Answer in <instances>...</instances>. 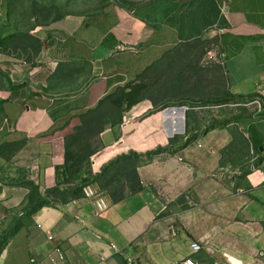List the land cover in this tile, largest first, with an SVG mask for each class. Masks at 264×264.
Masks as SVG:
<instances>
[{
  "label": "crops",
  "instance_id": "crops-1",
  "mask_svg": "<svg viewBox=\"0 0 264 264\" xmlns=\"http://www.w3.org/2000/svg\"><path fill=\"white\" fill-rule=\"evenodd\" d=\"M19 30L38 46L0 48V264H35L57 247L74 264H264V0L113 4ZM227 94L259 101L236 122L246 152L234 161L223 163L228 129L170 144L165 128L168 146L138 167L136 192L110 176V158L158 139L118 145L126 122ZM220 169L221 181L208 179ZM86 187L91 199L74 194Z\"/></svg>",
  "mask_w": 264,
  "mask_h": 264
},
{
  "label": "rangeland",
  "instance_id": "rangeland-1",
  "mask_svg": "<svg viewBox=\"0 0 264 264\" xmlns=\"http://www.w3.org/2000/svg\"><path fill=\"white\" fill-rule=\"evenodd\" d=\"M147 1L149 0H0V48L7 50L13 47L17 51H21L20 46H31L32 49H37V42L34 40H28L27 42L24 38V32L14 34V32L18 30V25L19 29L25 30L26 25L32 22L52 23L63 15H77L83 17L98 13L109 5H135ZM13 35H17V37L14 38ZM211 48L212 46H210L209 49ZM208 53L209 51L206 54L207 60L212 62V60L208 59ZM253 101L254 99L251 97L239 98L226 95L217 100H206L193 103L192 105L197 108L187 112L184 133L175 134L172 137L173 139H169L168 142L173 144L177 139H183L190 134L192 136L203 135L211 129H228L234 137V142L223 152V163L234 161L236 154L240 152L243 154L246 152L245 145L241 146L240 143H238L241 140L240 137L234 133V130L238 127L236 122L241 116H251L253 114L255 106H258V103H253ZM166 107L172 106H156L150 112L149 116L140 122H126L127 125L124 128L120 140H125V143L130 145V148L135 147L138 149V146L141 145L145 139H151V137L155 140L158 137L156 142L163 145L156 143L155 146L150 149L147 148L143 151L131 150L128 153L117 154L110 158L111 164L115 163L112 167V173L114 175L110 176H116V178L121 181V187L127 188L131 186V190L136 192L135 189H137L138 184V167L143 164L151 163L154 159L152 157L154 156L153 154L167 148L168 145L165 144L167 140L160 133L163 129L166 128L168 130L170 128V121H163L160 117V112ZM99 129L100 127L95 126V131L90 137L86 138V143L90 145H92L91 143L99 144ZM141 134H143V136ZM202 137L203 136H198L196 141ZM127 138H129L130 141ZM152 142L153 141L150 143L146 142L145 144L151 146ZM163 146H165V148ZM97 148L99 149L98 145ZM78 153L83 162V166L88 167L89 174H91V158H87L86 160L85 149L80 150ZM108 166L111 165H107L106 168H108ZM207 177L209 180L212 179L215 181H221V179L224 178L219 175L218 170H215ZM125 264H131V262L126 261Z\"/></svg>",
  "mask_w": 264,
  "mask_h": 264
},
{
  "label": "built area",
  "instance_id": "built-area-1",
  "mask_svg": "<svg viewBox=\"0 0 264 264\" xmlns=\"http://www.w3.org/2000/svg\"><path fill=\"white\" fill-rule=\"evenodd\" d=\"M224 9H227L226 4L224 6ZM208 59L212 60V61H216L217 60V61L220 62L219 59H221V58H219V56H217L216 53L209 52L208 53ZM253 103H258L259 104V101L257 99H255L253 101ZM196 108L197 107L194 106V105H182V106L179 105V106L166 107L163 111L168 110V109H173V110L184 109L185 110V118H186L187 112L190 111V110L196 109ZM180 160H182V159H180ZM247 165L253 171H257V169H258V167H257V155L255 153L252 154V157L247 162ZM227 172L228 171H226L224 169H220V171H218L219 175L223 176V177L225 176V174ZM231 174H232V176H235V174H241V173L237 170V171H232ZM83 194L86 197V199H91V197L94 196V192L91 190L90 187L84 188L83 189ZM102 206L105 207V203L104 202H103ZM111 247L113 249H116V244L111 243ZM192 248H193V251L196 252V251H199L202 248V246L198 242H194V243H192ZM35 264H74V263H72L68 259L65 251H63L61 248L57 247L48 255V258L46 260L37 261V262H35ZM180 264H202V263H200L197 260H195V258L192 257V256H187L182 261H180ZM210 264H220V262L217 261V260H214Z\"/></svg>",
  "mask_w": 264,
  "mask_h": 264
},
{
  "label": "bare ground",
  "instance_id": "bare-ground-1",
  "mask_svg": "<svg viewBox=\"0 0 264 264\" xmlns=\"http://www.w3.org/2000/svg\"><path fill=\"white\" fill-rule=\"evenodd\" d=\"M163 121H170V128L167 130L171 136L184 133L185 130V110L184 109H168L161 111Z\"/></svg>",
  "mask_w": 264,
  "mask_h": 264
},
{
  "label": "trees",
  "instance_id": "trees-1",
  "mask_svg": "<svg viewBox=\"0 0 264 264\" xmlns=\"http://www.w3.org/2000/svg\"><path fill=\"white\" fill-rule=\"evenodd\" d=\"M227 96H229L228 94H227ZM231 96H233V97H235V95H230V97ZM160 114H161V112H160ZM167 142V141H166ZM165 142V143H166ZM156 143H158V142H156ZM159 144V143H158ZM160 145V144H159ZM133 153V152H132ZM66 174V173H65ZM67 175V174H66ZM68 177H70L69 175H67ZM79 180H80V184L81 185H85L86 183H88V180L86 179V178H78ZM32 187H33V191H34V194H33V199H35V197H36V195L37 194H39V191L32 185V184H30ZM60 185V184H59ZM55 191H57V193L58 192H60V194H61V197H62V200H63V203H67V201H69L70 199H69V197H67L66 195H67V192H62L61 190H59V189H57V190H55ZM56 193V195L59 197V195L60 194H57ZM76 193V196H78V197H82L83 196V192H82V188H81V190L80 191H75L74 192V194ZM46 206H50L49 205V203H47V202H43V203H40V204H38L37 206H35V207H33V208H31V211H30V214H33V213H35L37 210H39L40 208H44V207H46ZM17 229V228H16Z\"/></svg>",
  "mask_w": 264,
  "mask_h": 264
},
{
  "label": "water",
  "instance_id": "water-1",
  "mask_svg": "<svg viewBox=\"0 0 264 264\" xmlns=\"http://www.w3.org/2000/svg\"><path fill=\"white\" fill-rule=\"evenodd\" d=\"M118 144H119V145H123V144H124V140H122V139L119 140V141H118Z\"/></svg>",
  "mask_w": 264,
  "mask_h": 264
}]
</instances>
